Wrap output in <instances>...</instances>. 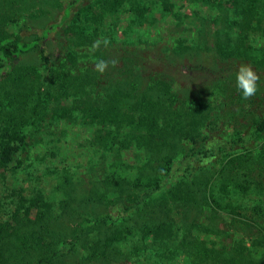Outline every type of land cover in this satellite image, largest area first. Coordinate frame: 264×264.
<instances>
[{
	"label": "trees",
	"instance_id": "obj_1",
	"mask_svg": "<svg viewBox=\"0 0 264 264\" xmlns=\"http://www.w3.org/2000/svg\"><path fill=\"white\" fill-rule=\"evenodd\" d=\"M56 1L40 25L29 1L0 3L12 83L0 96V165L24 169L45 121L58 119L95 128L90 145L115 160L62 170L53 197L39 178H13L0 264H128V241L165 264H264V46L247 41L250 30L264 37V0H189L222 12V30L233 25L237 35L213 31L207 18L192 46L153 59L101 44L85 67L76 40L91 42L124 0ZM97 60L117 64L100 74ZM181 64L196 73L184 85L173 79ZM241 64L260 77L248 100L235 85ZM224 127L231 140H212ZM126 150L143 156L131 173L119 167Z\"/></svg>",
	"mask_w": 264,
	"mask_h": 264
},
{
	"label": "rangeland",
	"instance_id": "obj_2",
	"mask_svg": "<svg viewBox=\"0 0 264 264\" xmlns=\"http://www.w3.org/2000/svg\"><path fill=\"white\" fill-rule=\"evenodd\" d=\"M23 1V0H21ZM29 1V11L32 19L40 25L46 19L44 8L49 4L56 7V0H26ZM59 3H66L67 0H58ZM5 0H0V3ZM24 7L27 5L24 4ZM209 6L189 0H124L123 5L116 14H108L98 26L96 36L90 42L88 37L82 36L84 43L78 44L75 51L79 55V61L85 67L92 63L91 45L97 40L107 38L111 47H138L144 49L153 59L157 57V52L168 55L176 47L192 46L198 39L201 25L205 19L212 21L213 31L219 29L226 37L236 36V26H229L222 30L224 25V14ZM1 21V19H0ZM210 21V22H211ZM77 23V22H76ZM78 24V23H77ZM75 31V30H74ZM89 35H94L90 30ZM60 40V39H59ZM248 43L259 48L264 46V37L257 31L250 30L247 33ZM34 56L26 57V61L31 62ZM7 64L0 58V96L11 91L9 80L6 79ZM182 71V72H181ZM195 71L181 64L179 72L173 75V79L178 84H186L190 78L195 77ZM191 80V79H190ZM6 81V82H5ZM141 110H137V115ZM2 119V116H0ZM174 124H184V119L171 117ZM188 117L185 118V120ZM0 120V125H2ZM95 128L84 124L81 120L66 121L64 119L47 120L43 130L36 135L33 140L35 145L28 152V160L24 169L16 172L9 166L0 165V219H6L12 209L10 197L11 188L16 185L13 178L27 179L34 183L39 178L44 185L45 192L53 197L54 179H57L62 170H67L71 175L88 173L92 166H100L102 162L110 165L114 163V153L106 152L105 156L95 147L91 146L92 133ZM212 140L229 141L232 132L229 128H221L219 131L210 134ZM142 155L133 150L121 152L119 167H127L128 172H133V165L136 166ZM113 165V164H112ZM207 171V170H206ZM28 174V175H27ZM250 203V202H249ZM179 224L178 218H174ZM126 243L125 249L128 255V264H165L157 256H153L143 248L142 251L134 250ZM130 246V247H129ZM140 249V248H138ZM125 251V250H124Z\"/></svg>",
	"mask_w": 264,
	"mask_h": 264
},
{
	"label": "clouds",
	"instance_id": "obj_3",
	"mask_svg": "<svg viewBox=\"0 0 264 264\" xmlns=\"http://www.w3.org/2000/svg\"><path fill=\"white\" fill-rule=\"evenodd\" d=\"M101 44H103L104 47H108L110 45V41L107 38H104L102 41L97 40L91 45L90 51L93 53L98 51L101 47ZM116 64V60H97L95 63V71L103 74L109 68V65L115 67ZM259 79V75L252 69L250 65L241 64L238 67L235 73V85L242 99L248 100L256 95L258 91Z\"/></svg>",
	"mask_w": 264,
	"mask_h": 264
}]
</instances>
